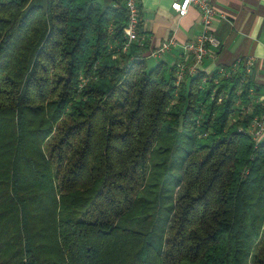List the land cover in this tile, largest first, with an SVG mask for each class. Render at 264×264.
<instances>
[{"label":"trees","instance_id":"obj_1","mask_svg":"<svg viewBox=\"0 0 264 264\" xmlns=\"http://www.w3.org/2000/svg\"><path fill=\"white\" fill-rule=\"evenodd\" d=\"M105 1L0 0V264H264L251 84L176 87Z\"/></svg>","mask_w":264,"mask_h":264},{"label":"crops","instance_id":"obj_2","mask_svg":"<svg viewBox=\"0 0 264 264\" xmlns=\"http://www.w3.org/2000/svg\"><path fill=\"white\" fill-rule=\"evenodd\" d=\"M177 0H138L141 19V33L147 42L142 57L150 58L149 53L170 36L175 37L177 45L172 47L157 62L175 66L182 56L181 46L195 39L201 32L199 12L190 7L185 17H178L171 9ZM216 17L211 31L220 45L208 56L202 71L212 73L218 67H228L237 59L254 57L258 69L252 79L256 84L254 105L264 101V0H209ZM152 59V58H151ZM154 60V59H153ZM259 105V103H258Z\"/></svg>","mask_w":264,"mask_h":264},{"label":"built area","instance_id":"obj_3","mask_svg":"<svg viewBox=\"0 0 264 264\" xmlns=\"http://www.w3.org/2000/svg\"><path fill=\"white\" fill-rule=\"evenodd\" d=\"M138 0H123V6L126 10L127 20L122 29L124 42L119 51L128 53L132 45L145 48L147 40L141 33V19L140 11L138 8ZM190 7H195L200 16V24L202 32L193 40L184 43L181 46L182 56L175 64V85L180 87L188 79H191L199 73H204L206 76L210 73L202 71L204 60L216 51L220 45L218 39L211 31L212 22L216 17L214 8L209 0H177L171 4V9L177 14L178 17H185ZM111 32V28L109 29ZM177 45L176 39L173 36L168 37L161 44L149 53V57L158 60L163 57L172 47ZM114 58V56L112 57ZM259 65L254 57H244L237 59L228 67H218L216 71L217 79L214 84L217 86L219 82L231 80L234 76L239 75V87L237 89V96L242 95L244 92V84L250 83L251 86L246 91L247 105L242 106L241 100L237 99L235 106L240 107L241 114H248L253 106L260 107V112L255 115L248 124L246 133L251 137L256 146L264 141V101L259 100L257 105H254L256 84L252 79V75ZM264 68V63L262 64ZM205 79L202 80L201 87L205 84ZM229 95V87L220 92L215 87L211 94V100L217 99L218 103L226 100ZM259 103V105H258Z\"/></svg>","mask_w":264,"mask_h":264},{"label":"rangeland","instance_id":"obj_4","mask_svg":"<svg viewBox=\"0 0 264 264\" xmlns=\"http://www.w3.org/2000/svg\"><path fill=\"white\" fill-rule=\"evenodd\" d=\"M96 2L101 7H104L107 4V2L105 0H96ZM144 62H145L147 69H151L152 67H154L156 65V61L151 59V58H145Z\"/></svg>","mask_w":264,"mask_h":264}]
</instances>
